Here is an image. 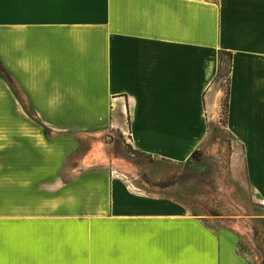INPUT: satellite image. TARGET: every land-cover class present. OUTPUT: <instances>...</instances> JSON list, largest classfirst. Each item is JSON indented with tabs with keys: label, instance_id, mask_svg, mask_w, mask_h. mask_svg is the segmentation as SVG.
<instances>
[{
	"label": "crops",
	"instance_id": "0c3cea01",
	"mask_svg": "<svg viewBox=\"0 0 264 264\" xmlns=\"http://www.w3.org/2000/svg\"><path fill=\"white\" fill-rule=\"evenodd\" d=\"M221 52L232 54L224 127L250 198L240 210L262 214L264 0H0L10 80L0 76V254L14 249L15 264H258L239 251L233 222L131 193L94 165L108 129L153 159L188 161L216 115ZM85 139L90 150L69 167ZM41 224L95 230L24 241Z\"/></svg>",
	"mask_w": 264,
	"mask_h": 264
},
{
	"label": "rangeland",
	"instance_id": "374dc122",
	"mask_svg": "<svg viewBox=\"0 0 264 264\" xmlns=\"http://www.w3.org/2000/svg\"><path fill=\"white\" fill-rule=\"evenodd\" d=\"M223 62L225 57L223 56ZM227 69L222 68L223 77L217 81L210 126L207 136L199 150L186 162L172 163L151 158L131 148L127 134L107 130L99 139L105 155L95 163L98 169L106 170L112 179L125 183L129 192L164 198L183 206L193 215L207 218H225L240 233L239 251L250 261L264 264V219L257 222L255 210L241 211L250 205L247 195L240 149L225 130L224 103L227 95ZM34 119V117L31 116ZM88 140H81L79 155L67 161L70 165L87 154ZM103 153V151L101 152ZM68 167V168H69ZM261 213V212H260ZM255 216V215H254ZM256 221V222H255ZM12 241H15L16 230ZM90 226L82 228L75 224L64 231L53 227H26V236L44 235H82L93 234ZM8 255L0 254V264H15V250L8 248ZM11 250V251H10Z\"/></svg>",
	"mask_w": 264,
	"mask_h": 264
},
{
	"label": "trees",
	"instance_id": "16d2710c",
	"mask_svg": "<svg viewBox=\"0 0 264 264\" xmlns=\"http://www.w3.org/2000/svg\"><path fill=\"white\" fill-rule=\"evenodd\" d=\"M225 57V60L223 62V58ZM231 60H232V54L230 52H221L219 55V70H218V75L217 78L221 79L223 77L222 74V68H223V64H224V68L227 69L226 74H227V95H226V99H225V103H224V120L226 121V116H227V108H228V99H229V87H230V79H229V75H230V70H231ZM0 76L6 80L7 82H10L9 77L7 75V73L5 72V70L1 67L0 65ZM44 133L47 134L46 130H44Z\"/></svg>",
	"mask_w": 264,
	"mask_h": 264
}]
</instances>
